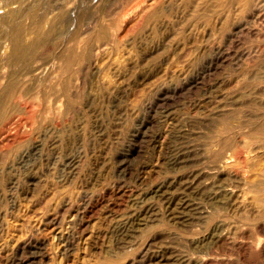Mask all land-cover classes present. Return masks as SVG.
<instances>
[{
    "label": "rangeland",
    "instance_id": "rangeland-1",
    "mask_svg": "<svg viewBox=\"0 0 264 264\" xmlns=\"http://www.w3.org/2000/svg\"><path fill=\"white\" fill-rule=\"evenodd\" d=\"M185 1L0 0L1 27L55 26L0 133V264H264V136L233 132L226 162L212 136L261 103L229 98L264 18L231 35L225 0Z\"/></svg>",
    "mask_w": 264,
    "mask_h": 264
},
{
    "label": "bare ground",
    "instance_id": "bare-ground-1",
    "mask_svg": "<svg viewBox=\"0 0 264 264\" xmlns=\"http://www.w3.org/2000/svg\"><path fill=\"white\" fill-rule=\"evenodd\" d=\"M186 1H189V0H186ZM207 1H209V0H200L199 3H205V2L208 3ZM195 2H196V0H195ZM260 2H261V0H260ZM262 2H264V1L262 0ZM199 3H198V5H199ZM137 4L139 5L140 3H137ZM137 4L132 6V8H135L137 6ZM210 4L208 6H210ZM216 4H215V6L217 7ZM63 6H64L65 11L61 12L59 14V17H60V19L65 20L67 17L65 12L69 11L71 9L72 5L66 2V3H63ZM188 6L190 7V5H188ZM206 8H208V7H206ZM213 8H215V7H213ZM238 8H240L241 14L240 15L237 14L238 16L234 17L233 14L235 13L236 9L238 10ZM199 9L201 10L202 8H199ZM192 10H194V9H192ZM202 10L204 11V9H202ZM211 10H212V8H211ZM215 11L216 10H214V12H211V14L214 13V15H215ZM192 13H193V11H192ZM203 13H205V12H203ZM263 13H264V5L262 3L261 4L255 3L252 5L251 0H225L223 3L221 2L220 8L218 9L216 15H217V18H224V19L230 20L231 29L229 30V32L231 33V35H237L238 33H243V32H249L250 34L252 33L254 35V34L258 33V29H257V27H255L256 26L255 24H254L255 26H252L253 24L250 20L254 19L256 17H259V16H262V18H264ZM21 14H22V12L20 9H11L4 16V18L6 19L7 22H9L10 25L7 28L1 27L2 21L0 22V133L1 134H7L9 137H10V133H9V127L8 126H9V123L11 122L10 116L13 113V111L17 108L18 102L16 103V99L17 98H27V97H30L32 95V91L34 89L33 82L40 76V74H42V71L44 68L42 63H38L37 61H34V57L36 56V53L39 51V49L45 48L48 46L50 40L53 37V33H54L53 31L55 28V26L48 27L45 24L44 19L42 17H38L35 15L34 24L31 27V31L33 32V34L29 35V33L26 31V27L24 26V24L20 20H18V18L21 16ZM197 14H199V13L197 12ZM200 14H201V12H200ZM214 15H212V16H214ZM250 22L252 25L250 24ZM255 22H257V21H255ZM260 35L262 36V34H260ZM260 45L261 44H259V47H260ZM262 45H263V43H262ZM252 47H251V49H252ZM259 47H258V50H259ZM261 48L262 49L259 52L256 51L257 54L256 55L254 54V57L250 61L245 63V67H244L245 69L243 70L244 72L242 71L243 76H244V80L230 94L229 100L232 101V103H230V104H233L234 107H236L235 105H245V104H247V102L253 103L252 102L253 98L250 99V96L252 94H254V92L256 91L257 88L264 90V47H261ZM250 52H251V50H250ZM68 61H70V60H68ZM11 64H19L20 68L14 69V70H11V69L9 70L8 66ZM66 67H67V65H66ZM25 69H27L26 72H24ZM69 69H71V68H69ZM243 76H241V77H243ZM260 98H261V103H259L258 106L254 107V109H250V112H244L245 117L243 119H240L234 123H230L226 120V121L221 122V126L218 125V128L216 127L217 130L212 136H213V139L215 138L217 143H220L221 147H219L218 149H215L213 151V158L215 160L218 161V159H220L221 161L223 160L222 162H224V161L226 162L229 159L228 155L226 154L227 153L226 148L232 144V140H233L232 134L235 131H236V134H238L237 133L238 130L241 131V129H243V128H248L253 133H255V134L257 133V135L259 134V135L264 136V102H263L264 95L260 96ZM224 106H226V105H224ZM24 108L26 110L30 111V107L26 103L24 104ZM225 111H226L225 109H221V114H224L223 112H225ZM244 131H247V130H243L242 132H244ZM251 131H249L250 134H251ZM240 134H241V132H240ZM245 135H247V134H245ZM252 135H254V134H252ZM8 136H7V138H8ZM208 136H210V135H208ZM211 141H213V140H211ZM210 151H211V149L209 150V152ZM231 158H233L232 155H231ZM259 175L262 176L261 177L262 182L260 181V183H262V185L261 184H260L261 186L257 185V187H258L259 191L260 190L263 191L264 190V165L262 166V168L259 172ZM252 184H254V183H252ZM222 187L223 186L221 185L220 188H222ZM224 187H226V186L224 185ZM254 187H256L255 184H254ZM251 188H253V186ZM225 189L223 191H225ZM227 192H229V189ZM223 194L225 195V193H223ZM223 196H222V198H224ZM215 197H213V198H215ZM219 197H220V193H219ZM220 198H219V201L218 200L217 201L218 202L221 201L223 203L224 199H222V198L220 199ZM263 217H264V209L261 212V218H263ZM35 240L39 241V238L36 237Z\"/></svg>",
    "mask_w": 264,
    "mask_h": 264
}]
</instances>
